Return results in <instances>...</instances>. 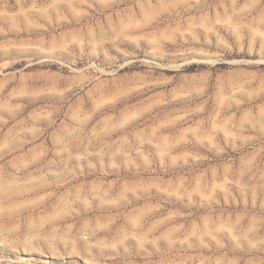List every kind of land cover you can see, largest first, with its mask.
I'll use <instances>...</instances> for the list:
<instances>
[{
    "label": "rangeland",
    "instance_id": "obj_1",
    "mask_svg": "<svg viewBox=\"0 0 264 264\" xmlns=\"http://www.w3.org/2000/svg\"><path fill=\"white\" fill-rule=\"evenodd\" d=\"M0 264H264V0H0Z\"/></svg>",
    "mask_w": 264,
    "mask_h": 264
}]
</instances>
